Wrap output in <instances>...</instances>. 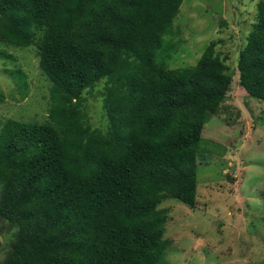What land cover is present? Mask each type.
<instances>
[{"label":"trees","instance_id":"16d2710c","mask_svg":"<svg viewBox=\"0 0 264 264\" xmlns=\"http://www.w3.org/2000/svg\"><path fill=\"white\" fill-rule=\"evenodd\" d=\"M183 1L0 0V41L36 46L51 83L47 120L0 123L1 264H168L159 205L195 206L202 131L233 81L215 41L194 66L157 61ZM238 69L264 100V1ZM102 79L106 132L82 108Z\"/></svg>","mask_w":264,"mask_h":264},{"label":"rangeland","instance_id":"374dc122","mask_svg":"<svg viewBox=\"0 0 264 264\" xmlns=\"http://www.w3.org/2000/svg\"><path fill=\"white\" fill-rule=\"evenodd\" d=\"M260 1L184 0L157 51V61L167 68L189 67L215 41L217 54L233 76L225 101L202 131L195 206L173 197L159 205L168 210V264H264V100L242 87L238 69ZM106 85L102 79L82 94L88 124L103 132L109 127ZM50 87L36 46L0 41V123L8 118L47 120ZM14 233L6 222L0 223V264Z\"/></svg>","mask_w":264,"mask_h":264}]
</instances>
